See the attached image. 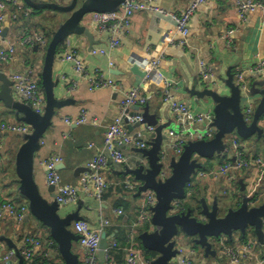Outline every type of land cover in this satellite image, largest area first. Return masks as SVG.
<instances>
[{"label": "crops", "instance_id": "crops-1", "mask_svg": "<svg viewBox=\"0 0 264 264\" xmlns=\"http://www.w3.org/2000/svg\"><path fill=\"white\" fill-rule=\"evenodd\" d=\"M45 2H58L68 4L71 0H43ZM194 0H155V4L172 13H180L191 6ZM4 13V31L6 37H0V50L8 49L9 45H15L16 51L7 63H0V69L8 76L13 73L25 71L29 66L34 67L41 85V71L44 63L45 52L42 48L24 47L18 41L27 30H33L35 26L45 25L48 21L60 25L67 17L66 15L55 16L56 11L45 9L36 11L28 6L22 7L21 0H6ZM17 15V19L13 16ZM83 24L88 26L94 33L97 43L92 49H104L105 55L92 54L89 40L85 36H70L57 52L54 63V79L59 80L55 88L57 99H73L70 104L59 110V114L53 118L52 125L46 131L40 144L41 148L35 155L34 177L41 194L52 200L54 193L49 191L50 185L47 179L46 163L54 156H60L62 163L59 165V174L62 182L67 185H79L86 170L87 164L96 156L97 150L104 144L105 133L108 126L120 115L121 103L124 95L121 91L112 89H99L90 91L89 82L78 76L74 66L62 61L60 54L66 50L75 51L84 61L88 74H97L112 77L120 83L124 89L138 88L149 97L145 108L140 109L143 113L147 110L155 116L159 124H168L165 134L168 140L164 146L173 142L171 131H179L184 126V121L178 115L169 102H166L165 90L169 89L175 101L187 104L196 114L211 113L214 115V103L210 98L199 99L191 94L196 88L203 90L209 87L220 88L222 94H229V89L221 82L227 78L229 70L235 76L237 70L245 72L249 88L255 81L264 80V71H259V63L264 59V15L261 11L240 13L236 0H205L199 6L190 20V34L186 44H180L182 36L177 32L175 21L170 17H162L155 13L138 12L132 17L131 29L122 40V45L112 48L110 45L111 35L100 33L92 24L91 14L88 15ZM57 26V28H58ZM233 31L228 37V32ZM160 59L157 69L149 71V78L145 79L147 71L144 70V62ZM209 67L212 78H202V65ZM136 69V71H134ZM77 81L74 87L72 82ZM1 87V83H0ZM13 94L15 91L13 88ZM247 95L242 99V107L247 110L252 107L255 111L261 96ZM15 98L19 99L16 95ZM87 111L88 122L86 124H68L66 119L75 120L81 110ZM134 110L133 112H138ZM254 114V113H253ZM213 119V118H212ZM95 122V124L93 123ZM213 121L206 120L198 123L196 130L208 129ZM19 122L14 114L5 108L0 101V133L3 137V146L0 157L3 160L0 167V195L18 205H27L28 201L19 192L20 181L16 173V156L25 142L24 135L9 131L2 132V126ZM260 126L264 129V117L260 120ZM142 128V127H136ZM135 128V129H136ZM155 135L148 136V142ZM239 140L241 147L249 156L264 158V136L256 135L249 139H240L234 135L229 138L232 145ZM93 145V147H91ZM234 146L230 148L228 155L218 159L221 162L210 163L205 161L206 169L197 172L193 181L197 185L191 204L195 206L197 201L206 198L213 205L215 198L227 209L232 207L224 203L227 195H233L234 203L238 207L242 201L240 181L246 186V193L254 192L264 202V174L256 168L244 170L236 174V180L229 182L224 175L214 174L227 160L234 159ZM125 153L131 157L128 165H119L109 162L103 174L109 183V187L101 200L81 194L79 199L68 206L61 207V212L66 215L80 209V214L89 221L94 228H98L101 220L108 219L110 225L105 228L108 241L118 238L119 248L112 250L113 261L123 263L125 259V248L129 242L125 240L129 233L131 224L137 219L140 210V197H136L137 184L132 176L122 173L134 164L142 156L135 148L127 147ZM211 159V160H214ZM136 161V162H135ZM212 164V165H211ZM204 173L200 177V173ZM133 181L135 188L129 190L125 182ZM255 196V195H253ZM29 206V204H28ZM122 208L123 215H116L114 210ZM153 231V227L145 225ZM109 232V234H108ZM143 232V231H142ZM140 232L134 240L135 245H142L139 239ZM29 236L41 239L51 237L49 230L30 216V221L25 218L22 223H17L13 218L4 216L0 218V264L18 263V257L13 245L23 253L24 241ZM250 240L255 237L249 236ZM224 245L228 243V237H223ZM241 233H236L232 238L230 247L242 249ZM219 245V244H218ZM74 252L79 254L81 264L85 252L83 247L74 243ZM180 256L174 260V264H180V257H189L194 264H264V253L261 247L255 250L258 259L252 256H241L237 263H230L223 255L222 248L215 247L217 256L210 262L204 256V250L194 248L190 240L182 242L179 246ZM54 257L58 264L63 263L58 248L54 250ZM39 255L31 260L26 259V264L37 262ZM38 263V262H37Z\"/></svg>", "mask_w": 264, "mask_h": 264}, {"label": "water", "instance_id": "water-1", "mask_svg": "<svg viewBox=\"0 0 264 264\" xmlns=\"http://www.w3.org/2000/svg\"><path fill=\"white\" fill-rule=\"evenodd\" d=\"M123 1L71 0L68 4H60L43 0H21L22 7L28 6L36 11L51 9L56 11V17L58 15L67 17L54 31L45 51L41 71L42 88L46 99L43 112L36 111L31 102L17 100L13 94L14 82L0 69V101L19 122L26 123L32 128L31 133L24 135L25 142L16 156L19 192L29 204V213L25 216V221H30L31 216L49 230L63 259L62 264H81L80 256L73 248L81 236L71 227L73 222L84 220V217L80 214L81 208L63 215L56 200L55 187L50 186L49 191L54 195L52 200L47 199L41 194L34 177L35 155L41 148L42 138L52 125L53 118L59 114V110L73 100H60L55 96V88L59 85V80L54 79L53 73L57 50L72 35L85 36L92 50L97 41L90 28L83 24L84 19L95 12L115 11ZM6 35L4 31L2 36ZM221 82L229 89V94H222L218 86L211 88L208 85L203 90L194 88L191 91L193 96L199 99L210 98L215 104L211 124L215 129V135L210 140L189 141L179 157L168 153L167 157L162 158L161 153L165 141L168 140L164 133L168 124H159L155 116L149 114L147 110L143 113L145 122L156 128L155 136L148 142V148L137 149L147 164L136 162L134 167L127 168L122 174L133 177L138 186L136 197L153 191L157 198L156 205L151 208V226L154 229L143 231L138 236L143 248L157 254L151 264H174V260L181 254L179 246L187 239H191L204 250L205 258H215L218 253L214 247L215 241L222 240L223 237L232 239L236 233L246 235L250 230L254 231L257 243L264 253V202H256V195L249 196L243 181H240L242 201L237 208L226 209L218 198H215L211 206L206 198L201 200L200 207L179 208L175 205L177 200L185 198L189 183L198 171L205 168L206 160L216 157L223 159L228 155L231 136L236 135L242 139H249L255 135L259 138L264 136V129L260 126V120L264 117V80L253 82L248 90L249 95L261 96L251 122L246 120V110L242 107V99L247 93L236 84L231 70L228 71L227 78ZM132 109L140 108L135 106ZM128 127L130 130L133 129L132 126ZM228 199L235 201L233 195H227L226 201ZM13 247L18 257L17 264H26L21 250L14 245ZM108 247V237L104 232L99 253L101 264H106Z\"/></svg>", "mask_w": 264, "mask_h": 264}, {"label": "built area", "instance_id": "built-area-1", "mask_svg": "<svg viewBox=\"0 0 264 264\" xmlns=\"http://www.w3.org/2000/svg\"><path fill=\"white\" fill-rule=\"evenodd\" d=\"M64 1V0H60ZM6 0H0V37L4 32V22L6 15L4 13ZM155 0H124L119 8L112 12L104 13H92L91 20L100 33H109L111 35L110 45L112 48H118L122 45V40L127 36L131 29L132 17L138 12L155 13L162 17H170L175 21L177 32L181 34L182 40L180 44H186L187 37L190 34V20L193 17L196 10L202 5L205 0H194L190 7L180 13L168 12L155 3ZM237 8L239 12H254L261 11L264 15V0H236ZM17 19V15L13 16ZM233 31L228 32V37ZM50 40L38 31H32L31 33H24L19 38V45L24 47H36L42 48L46 51ZM16 51L15 45H9L8 49L0 50V63H7L12 55ZM91 53L105 55L107 53L104 49H92ZM62 61L70 63L74 66L75 71L79 77L87 79L89 82L90 91L99 89H112L121 91L124 95V99L121 103L120 115L115 121L108 126L105 133L104 144L97 150L96 156L87 164L84 176L79 185H67L62 182V178L59 174V165L62 163L60 156H54L46 163L47 179L50 186L55 187L56 200L61 207L68 206L75 203L81 194L88 197H94L101 200L104 193L109 187V183L103 174V170L109 162H113L119 165H128L131 161V157L125 153V149H145L148 148V136L155 135V127L146 123L143 116V112L140 110L144 108L149 100V97L143 94L140 89L133 88L126 90L112 77H105L104 75H90L86 71V65L83 59L72 50H66L60 54ZM160 65V59H154L152 61L144 62V70L147 71L145 79L149 78V71L157 69ZM259 71H264V59L259 63ZM202 78L209 80L212 78V73L209 67L205 64L202 65ZM10 79L14 82L15 95L23 101L31 102L33 108L38 112H43L46 106V99L40 85L38 74L34 67L29 66L25 71L19 73H13L9 75ZM235 82L241 88L243 92L249 90L248 83L246 81L245 72L237 70L235 73ZM73 86L77 85V81L72 82ZM165 95L166 102L172 105L173 110L178 115L180 120L184 121V126L179 131H171L170 136L173 138V142L167 147L164 146L161 153L162 158L167 157L170 151H173V155L179 157L185 145L189 141L194 140H210L215 135V129L210 126L208 129L199 131L195 129L198 123H204L206 120L213 121L214 115L211 113H194L191 108L185 104L175 101V98L170 92L169 85L166 86ZM139 107L138 112H133V107ZM254 109L249 107L245 111V118L251 122L253 118ZM88 122L87 111L81 110L80 115L75 120L66 119L68 124H86ZM95 124V122H93ZM140 124L136 128V125ZM128 126H132L130 130ZM138 127V126H137ZM136 128V129H135ZM9 131L13 133H20L23 135L32 132V128L26 123H14L2 126V132ZM3 146V137L0 133V150ZM234 146V158L229 159L218 170L213 173L224 175L229 182L236 180V174L243 172L244 170L256 168L260 173L264 174V158L249 156L242 151L241 144L238 141H234L231 145ZM93 147V145H91ZM231 148V147H230ZM228 150V153L230 151ZM136 162V161H135ZM139 163L147 164L146 160L141 157L137 160ZM3 160L0 157V167ZM200 177L204 176V173L199 174ZM197 181H191L187 187V195L185 198L179 199L175 202V205L179 208L185 207V204L190 200L191 195L194 192V184ZM127 189H134L135 183L133 181L125 182ZM255 195L254 192L249 196ZM157 203L156 195L153 191H147L140 197V210L137 219L131 224L129 230L128 247L125 248V259L122 264H151L152 260L146 259L142 251L135 245L134 240L138 234V229L144 227L147 223H151V208ZM116 215H123L122 208L114 210ZM29 213V206L18 205L9 199H4L0 195V218L9 216L13 218L17 223H22L25 216ZM110 225L108 219L101 220L99 227L94 228L89 221L81 220L73 222V231L81 236L80 244L84 249L85 256L82 264H101L99 259L100 243L102 234L105 232V228ZM223 255L229 260L230 263H237L241 256H252L259 261V255L255 251L256 248L261 247L257 243V239L250 240V242L243 244L242 249L238 247H230L222 243ZM56 242L50 239H41L36 236H29L24 241V248L22 255L25 259L31 260L35 257L36 253L39 258L42 257L37 264H58L54 257V250L57 249ZM119 248L118 241L112 238L109 241V247L107 249L106 264H121L116 263L113 259H110V252ZM180 256V255H179ZM8 264L12 262L8 261ZM180 264H194L189 257H180Z\"/></svg>", "mask_w": 264, "mask_h": 264}, {"label": "trees", "instance_id": "trees-1", "mask_svg": "<svg viewBox=\"0 0 264 264\" xmlns=\"http://www.w3.org/2000/svg\"><path fill=\"white\" fill-rule=\"evenodd\" d=\"M57 26H58V24L57 25L54 24L53 21L52 22L51 21H48L45 25H41V26H37L36 25L33 30L32 29L31 30H27L25 33L28 34V33H31L32 31H38V32L42 33L44 36L48 37V39L50 40L51 37H52V35H53V33H54V31L57 29ZM62 46H63V43L58 47L57 52L60 51V49H61ZM41 87H42V82H41ZM42 90H43V88H42ZM237 141H238V143H240L239 140H237ZM242 151L245 153V151L243 150V148H242ZM188 189H189V187H188ZM194 190H195V187H194ZM186 195H187V192H186ZM256 202H261L262 203L263 201L260 199L259 196L256 195ZM196 203H198V204H195V206H198V207L201 206V201L200 202L197 201ZM191 206H193V205L191 204V197H190V200L185 204V207H191ZM148 226H150V223H148ZM149 230H150L149 227L144 226L142 228H139L137 232L138 233L139 232L141 233L142 231H149ZM108 234H109V232H108ZM128 235H129V233L125 237L126 242L128 241ZM250 235H253L256 238L254 231L253 230H250L246 235L241 234V241L244 244L250 242V239H249V236ZM50 238L51 237H49V239ZM115 239L118 241V244H120V241L118 240V238H115ZM190 243H193L194 248H199V246L197 244H195L194 242H192L191 239H190ZM229 243H232V239H229L228 238V243L227 244L229 245ZM56 247H57V245H56ZM138 248L142 251V253H143V255H144V257L146 259L152 260V259H155L157 257V254L156 253L146 250L145 248H143V246L141 244H140V247H138ZM109 256H110V259H113L112 251L110 252V255ZM40 260H42V257H40V259H38L37 262H39Z\"/></svg>", "mask_w": 264, "mask_h": 264}, {"label": "rangeland", "instance_id": "rangeland-1", "mask_svg": "<svg viewBox=\"0 0 264 264\" xmlns=\"http://www.w3.org/2000/svg\"><path fill=\"white\" fill-rule=\"evenodd\" d=\"M240 138V137H239ZM240 139H242V138H240ZM170 154L171 155H173V151H170ZM207 161V160H206ZM208 161H210V163H214V161L216 162H221V161H219L218 159H214V160H208ZM207 161V162H208ZM205 163L206 162H204V165H205ZM212 165V164H211ZM204 170V169H203ZM205 170L207 171V172H210V170H211V168H210V170H208V169H206V165H205ZM197 184L195 183L194 184V187L196 186ZM224 203H226L227 205H230V206H236V204L234 203V201H232V199H228L227 201H226V199L224 200ZM235 208H237V207H235ZM71 229L73 230V227H71ZM250 236H252V235H250ZM215 245V244H214ZM217 246H219L220 248H222V246H223V244L221 243V244H217V245H215L214 247H217ZM213 259V258H212ZM207 260L210 262V258H207Z\"/></svg>", "mask_w": 264, "mask_h": 264}, {"label": "flooded vegetation", "instance_id": "flooded-vegetation-1", "mask_svg": "<svg viewBox=\"0 0 264 264\" xmlns=\"http://www.w3.org/2000/svg\"><path fill=\"white\" fill-rule=\"evenodd\" d=\"M255 195H256V194H255ZM221 243H224V241H223V240L215 241V245H217V244H221Z\"/></svg>", "mask_w": 264, "mask_h": 264}]
</instances>
